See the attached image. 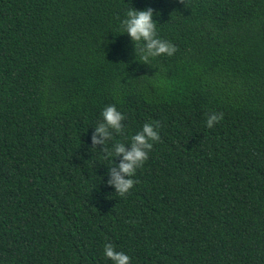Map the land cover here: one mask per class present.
Wrapping results in <instances>:
<instances>
[{
    "label": "trees",
    "instance_id": "obj_1",
    "mask_svg": "<svg viewBox=\"0 0 264 264\" xmlns=\"http://www.w3.org/2000/svg\"><path fill=\"white\" fill-rule=\"evenodd\" d=\"M129 7L172 56L140 59ZM106 104L122 127L93 144ZM146 121L160 139L120 195L106 149ZM107 242L130 264H264V0H0V264H112Z\"/></svg>",
    "mask_w": 264,
    "mask_h": 264
},
{
    "label": "clouds",
    "instance_id": "obj_2",
    "mask_svg": "<svg viewBox=\"0 0 264 264\" xmlns=\"http://www.w3.org/2000/svg\"><path fill=\"white\" fill-rule=\"evenodd\" d=\"M153 10L148 8L135 9L129 7L124 18L120 21L121 31L127 32L133 42H143V47L138 51L140 59L147 62L149 57H156L161 54L172 56L176 51V46L169 40L163 39L157 35L156 22L154 21ZM102 123L95 128V134L92 136L93 144L105 143V138L110 136L109 128L121 129V120L124 114L115 104H106L99 113ZM223 118V113L212 112L206 117V126L212 127L214 122ZM158 124L156 122H144L141 127L128 136V147L122 141H117L112 148L106 149L109 157L119 154L120 160L115 168L111 169V184L120 195L127 193L135 183L134 176L136 170L141 167L148 158V150L152 148V142L160 139ZM111 162V161H109ZM103 256L109 259L112 264H130L131 258L127 253L118 250L111 242L103 245Z\"/></svg>",
    "mask_w": 264,
    "mask_h": 264
}]
</instances>
